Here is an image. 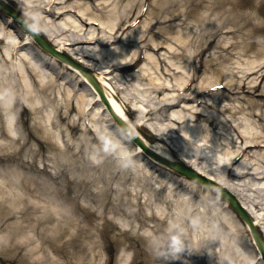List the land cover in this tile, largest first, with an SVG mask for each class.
Listing matches in <instances>:
<instances>
[{
	"label": "bare ground",
	"instance_id": "6f19581e",
	"mask_svg": "<svg viewBox=\"0 0 264 264\" xmlns=\"http://www.w3.org/2000/svg\"><path fill=\"white\" fill-rule=\"evenodd\" d=\"M21 1L22 0H0V12H3L4 10L2 5H7L13 7L14 9H16L17 5L21 11L27 13V19L31 18L36 23L39 22V19L34 17V13L42 9L45 10V13L51 17L57 15L60 18L61 16L67 14V11H65L64 8H56V4L59 3H56L55 0H53V2L52 0H49L50 2L48 1L45 6H41L35 1H31L28 4H24V1ZM64 1L67 2L68 0ZM110 1L112 2V0L105 1L103 3L104 6L108 7V5L111 4ZM226 2V0H197L193 4H195L196 8H198L206 3L205 6L207 10H212L214 12L223 9ZM229 3L232 5L230 11L234 13L237 12V14H239V11H241L247 4L245 0H236ZM155 4H159V0H157ZM139 8V4L137 5L136 0H130L125 9L127 12L125 17L121 18L120 14H115L114 18L108 20L109 22H107V24L112 23L109 29L114 34L110 33V39H102L106 42L105 46L109 44L111 46L116 42L117 39L115 35H117V32L123 26L131 23L133 24L135 17H132L131 14ZM160 8H162L163 12L167 10L166 2L165 4L161 2ZM260 11L261 10H256V13L259 14ZM79 13L87 20H98L102 22L101 16L94 17L86 14L83 7L79 8ZM114 13L115 11L113 14ZM150 14L151 12H149L148 15L150 16ZM67 18L71 21H76L72 16H68ZM158 18L161 19V16ZM164 18H166V16H164ZM9 19H11V17ZM179 19L178 15H174L171 19L164 21L167 22L168 25L165 29L163 28L160 30L159 33H163L165 35L169 34L170 32L168 33L167 29H173L178 26L180 24L177 23ZM181 21L184 23L186 22L182 19ZM232 21L234 20H230L229 23ZM160 23L161 22L159 20L155 21L147 29V34L135 41L129 40L132 34L130 36L127 35L126 41H129V44H132L131 42H133L132 46H136L135 44H143L147 40L148 33H153L156 25ZM199 23H203L202 28H206L209 24L208 17L201 16ZM219 26H221L222 29L219 28ZM219 26L215 31V35L211 32L198 36L195 35L194 31H190L184 36L179 37L176 40L181 45V54L174 53L173 56L186 57L190 45H192L195 40L200 39L203 41L204 39H211L213 37L209 43L210 45L215 41L219 33H227L224 30L230 28L224 26L223 24ZM142 27L143 26L138 28V30ZM80 28V30L78 29L79 32L85 35L86 30L83 29L84 26L81 25ZM252 30L256 31V27L254 26ZM258 30L264 32V27L258 28ZM42 32L44 34L43 36L47 38V41L49 40L48 42L52 44L51 46L55 47L59 53L73 57V59H77L74 57V54L76 53L73 54L67 48L54 42V37L49 35L45 30ZM95 34L96 32H93L90 37L82 36V39L80 38V42L87 44L92 43L94 40V42H97ZM153 35L154 34H152V36ZM29 39L32 40L30 36ZM66 41L65 46L74 45L71 44L69 40ZM0 45H2V47H0V123L3 122L5 128V131L0 129V232L2 231L6 234L0 235V264H105L106 254L108 255V253H110L112 248L116 245L123 246V252L120 257H118L117 264H133L139 263L140 261L144 264H217V262H214L218 258H216V252L212 250L213 246L220 248L221 251L225 250V254L228 253L230 255H228L230 260H227L226 262L225 259L220 261L218 260V264H247L249 257L246 253H244V251L242 253L240 241L237 239L240 231L235 229L236 225L229 219L225 218V215L222 214L221 210H217L215 208L210 211L207 209L209 208L208 206L207 208L204 206L202 209H198L197 203L198 201L200 202V199L198 197L196 199L190 197L184 190L187 185L196 187L195 183L191 181H196L198 178L196 176L190 178L194 173L187 169L184 170L185 168L179 169V172L185 176L183 178H176L175 176L173 177L172 174L166 175V171L164 170L167 168L163 165L162 159L171 160L181 164H186L197 173L205 175L206 177L221 183L227 189L236 194V196L240 199L249 215L252 216L256 226L261 229L264 238V215L260 216L255 214L253 209L242 199V197L238 194L240 192V185L234 184L233 182L235 181L233 179H231L232 183L229 182L228 179L230 176L228 175L229 178L226 177L224 171L219 172L209 168L203 169L197 165L198 161L202 162V160L198 158L201 152H198L201 149V146L204 145L203 142L208 140L205 136V127L185 126L179 131L183 138V143L186 146L194 147L197 150L198 154L193 156H189L187 152H183L181 149L179 150L180 152H176L170 147H160L147 143L149 147L147 148L149 149L147 151L150 155L148 156V154H146V156L149 157V160L147 159V161L153 166V169L152 172L147 170L146 173H144V175H147V177L145 176L147 181L143 178L141 182L137 183V185L140 186L141 184V187L150 191V198H148L150 200L144 201V205L146 206L148 203H151V200H153L157 205H162L163 207L165 206V208L167 207V210L173 208L176 218L181 222L178 227H176V225L174 226L175 228L172 227L167 230L163 225L166 222L165 213L158 212L160 214H158L159 217L152 214L151 216H144L143 219L138 218V224L128 222L126 228L123 226L121 227L120 234H114V236L110 238L108 235V228L110 225L108 224L110 223L108 220L109 215H120L126 218H130L131 215H127L125 212H117L114 209L112 210V203L108 200H90L88 205H84V202L81 199V194L74 191L72 192L68 184V179L73 171L78 170L73 166L77 162L75 161L72 163L66 158V154L70 149L67 146L68 144H65L63 148L58 146V148H54L55 144L47 143L46 140H48V138L53 140H57L58 138L55 133L50 131L49 125H46L49 121L46 123L41 121L42 124L39 125L41 129L37 126H28L25 121H22L20 124L18 123L19 126H17L15 114L18 106L24 112H26V110L28 112L29 110V112L34 111L35 113H38L43 109V106H40V101H38V96L46 97V101L49 103L52 102V100H50L52 96L62 97V93H65V96H72L73 91L69 90L65 92V84L63 82H59L57 80L54 81L52 79L48 80L49 77H47V74L49 73L46 70L49 69L48 63H45L36 56H32L34 54L31 53V55L28 51H25L21 53L20 57L16 56L18 54L16 52L20 48V45H18V42H15L12 38L6 36L1 27ZM153 45L154 47L146 45L141 49L146 47L156 52L157 50L164 49L165 45L169 46L168 41L160 43L155 42L154 40ZM201 45L202 43H199V47H201ZM247 46H254V44H247ZM132 52V49L126 51L125 53L124 51H116L117 58L112 61L115 62V60H118L120 63H111V66L109 65V67L114 68L116 71H120L123 70V68L128 67L130 65L129 62L131 60L130 58ZM112 53L113 50L109 52L105 50V52L99 54V56L103 59L106 55L111 57ZM77 54H81L83 57L89 56L86 51H80ZM203 54L204 50H201V52L195 55V57L202 56ZM48 57H50V55H48ZM148 58L150 59L149 54ZM151 59L153 58L151 57ZM64 60L71 66L69 67L62 62L61 64L64 65V67H68L73 70L78 77L81 78V80L87 82L89 87L95 91L97 95L96 102L99 103L98 108L93 111V121H91L92 127L91 129H87V133H93V128H96L98 126L97 122L100 121L101 126L103 125L104 133L109 136V139L112 140L115 146L116 144H119V150L123 152V154L128 157L134 156V152H136L135 154L137 155L141 154L142 151L138 148V146L136 149L131 151L129 150L130 152H128L127 146H129V142L131 141L126 134L128 132L124 127L119 126L121 129L119 130L117 124L119 123L118 121L120 120L125 123L135 134H137V136L142 137L138 129L140 126L142 127L146 125L143 121H145V119H147V122L153 121L156 113H166V108L168 106L174 107V103L170 104L163 101V103H161L157 108L149 107V109L144 113L145 118L142 117L139 124H136L132 121L127 110L129 107L131 111L140 113L139 110L137 109V111H135L132 109L131 101L127 100L124 102L122 98H120L119 94H121L123 90L117 89L111 80L108 81L109 79H106L103 72L100 73V71L90 67L89 64L81 59L78 60L81 61L83 65H78L71 58L68 59L66 56L64 57ZM109 61L110 60L107 59V64ZM200 64H202V62H200ZM176 68L178 69L179 67ZM195 70L200 69L196 68ZM263 73L264 57L254 59L249 63L243 64L241 71L237 72V77L240 78L239 85H230L227 83L226 86L231 88L234 93L237 89H247L248 96L231 99L230 97L232 96H221L223 94L218 93L207 98V101H204V107L207 106L215 112L235 114L243 112L242 114L245 117L244 127H242L241 124L238 128L240 129L242 127L241 130L246 133L244 134L243 139L248 146L244 149H240L243 145L238 147V149L233 147L234 149L232 151L225 154L229 163L231 162L228 165L224 164L222 166V168L227 172L231 170V166H233V164L235 165L237 163V159L240 156L239 154L242 151L243 154L247 152L248 154L246 155L250 157V153L256 154L255 151L257 148H264V139H262L257 133L258 129L264 130ZM189 74L190 73L188 71H186L185 74L177 73L176 75L175 72L173 73L176 81V85L172 86L174 89L173 91H175L176 87L178 90H181L183 94V92H187L192 89L191 85H185L188 82L187 77ZM251 75L255 77L247 83ZM90 76L93 80L98 82V85H100L105 94L104 98L99 95L91 82H89L88 77ZM217 78L218 77L216 76L211 77L210 80L206 81V85ZM232 78H234L233 75ZM259 80L262 81L258 84L257 82ZM218 84L219 83L211 84L207 87L197 86L196 90L197 92H206L205 89L209 86ZM156 87L159 96L164 95L166 91H170V89L165 86ZM196 90L194 89L193 92H196ZM211 90L213 89H209L208 91ZM182 94L175 95V98L173 99L180 100V102L186 100L187 97L182 96ZM15 96H18V98L21 96L20 99L23 96L22 99H24L25 102H31V100H34V104L30 103L21 105L18 103L17 105L14 100ZM216 97L225 98V102L233 100L242 102L245 100L248 107H232L229 106V102L227 105H222L220 101L217 102L213 100V98ZM67 100V110L69 112V101L71 100L68 97ZM189 100L190 99L188 98V101ZM90 105H92V102L88 101L85 103L86 107H90ZM185 106L187 108H194V110L187 111L183 108L180 113L174 112L170 117L172 121L179 125L187 122L191 123L192 121H206L210 126L217 123L214 119V114L211 111L207 112L206 108L202 107L200 109L203 113L202 114L195 113L197 108L190 103H185ZM97 111H102V116H100V118H97L99 116ZM253 118L259 122V126ZM57 119L60 121L63 120V116L60 114L58 109ZM73 128L74 127L72 126L71 129ZM174 129L175 127H169L164 130V133L162 134L163 136L160 135L159 140L165 139L167 134L171 131H175ZM116 132L121 133V135L118 136ZM85 142L86 144L83 143L79 150L80 153L82 152V149L84 150L85 145H94L96 138L93 137L91 140L86 139ZM251 147H253V149H250ZM221 149L222 151L224 149L222 145ZM45 153H49L51 155L48 157L42 155ZM222 154H224V152ZM52 159H55L56 161L54 162ZM143 159L146 158L142 157V159H137L139 166L143 165ZM204 162H206V160H204ZM233 173L238 174L237 176L232 174V176L237 180H241V178L247 177L248 175L253 178L264 175L263 173L261 174L259 172L248 171L242 166L236 168ZM151 174H157L158 179L160 180H154L155 177L153 178ZM58 179L62 180V182L56 183ZM149 179L151 181V187L148 184ZM135 180L138 181V179ZM57 184H59L58 187H56ZM152 186L156 189L154 190ZM176 186L178 190L175 189ZM157 189L159 191H157ZM125 191L126 195H132L136 199H139L140 197V193L136 190L135 192L134 190H131V192L127 190ZM183 192H185V194ZM141 203L142 202L139 201V206L142 205ZM200 203L202 204V202ZM249 203H252L254 210L259 208V204L253 202ZM109 206L110 208L108 211ZM96 207H98V209ZM137 215L138 214H136V216ZM195 218L200 221V225L202 227L199 234L200 238H194V246L190 247L187 243H191V240L189 237H183L182 228H185L189 224L193 230L192 220ZM151 219H154V221H151L153 224L149 226L146 222ZM99 220H102V223H98ZM209 221L216 222L215 224H209ZM115 224L120 227L118 223ZM100 225L102 227H100ZM145 227H148V230L151 229L152 233V236L146 235V240L150 243L149 245L138 243L136 238L138 237L136 236L138 235L137 232L144 230ZM217 231H227L229 238L228 236L222 238V235L219 233L216 235ZM162 235H167L170 241H167L166 244L161 243L159 238ZM208 244L210 246H207ZM3 247H5L7 253H2ZM207 249L211 252L207 253ZM258 254L261 256L260 252ZM258 258L260 261L261 257ZM262 264H264L263 261Z\"/></svg>",
	"mask_w": 264,
	"mask_h": 264
},
{
	"label": "rangeland",
	"instance_id": "374dc122",
	"mask_svg": "<svg viewBox=\"0 0 264 264\" xmlns=\"http://www.w3.org/2000/svg\"><path fill=\"white\" fill-rule=\"evenodd\" d=\"M22 1H24V4L35 1L41 6H45V3H47L49 0ZM105 1L107 0H71L66 5H59L60 8H70L71 6L74 7V12H70L68 16H72L73 19L76 20L75 22L69 20L67 18V15H64L60 18H58L57 15L51 17L47 13L43 12V10H39L34 13V17L39 19L38 23L34 22L31 18L28 19V21L32 25V27L40 32V34L43 30H45L49 35L54 37V42H56L60 46L62 45L63 47L67 48L73 54L76 53L74 54V57H76L77 59L74 60H76L78 63H81V61L78 60L81 59L82 61L89 64L90 67H93L96 70L100 71V73L103 72L106 79H109L108 81L111 80V82L116 86L117 89H122L123 92L120 94L122 100L124 102L127 100L131 101L132 109L135 111H137L138 109L140 112H133L128 107L127 112L136 124H139L142 117L145 116L144 113L149 109V107L157 108L163 101H167L169 103L171 102L174 104L178 103L174 107L167 108L166 113H156L154 116L155 119L151 122H147V119H145L143 123L149 126V128L140 126L139 129L142 135H144V137L151 145L171 147L176 152L181 149V151L183 150V152H187L189 156H193L195 154H198L199 152L197 153V150L194 147H188L183 143V138L180 135L179 131L182 130L185 126L205 127V136L206 138H208V140L203 142V144L207 146V149H205L204 151L200 150V152L202 156H205L204 158H206V162L198 161L197 165L203 169L209 168L219 172L224 171L226 177H228V175L230 176V178L228 177L229 182L232 183L231 179H233L235 181L233 182L234 184L240 185V192L238 194L242 197V199L246 201V203L253 209L255 214L263 216L264 175L257 176L256 178L247 176L242 180H237L232 176L234 172L233 170L227 172L222 168L224 164L229 163L228 158L225 155L226 153L232 151L234 149L233 147H236L238 149V147H241L242 145L245 146V140L243 139V136L246 133L241 130V128L244 127L245 119L244 115L242 114L243 112H239L236 114L215 112L207 106L204 107L203 104H196L194 101H188L186 103L195 105V107L199 105L198 111H200L202 107L206 108L207 112L211 111L214 114L213 116L217 123L210 126L206 121H198L196 123L187 122L183 124L184 126H180L177 125L174 121L169 120L168 117L171 113H180L183 109L182 102L179 103L177 100L173 99L178 93V89L176 87L175 91H173L174 89L172 88L173 85H176L175 75H173L174 72L177 75V73L185 74L186 71H188L190 74L187 78L189 79V77L193 75V72L197 71L196 81L194 82L193 86L207 87L208 85L215 84L217 82H223L225 84L228 83L230 85L238 86L240 83V78L237 77V72L241 71L242 65L249 63L254 59L264 57V32L258 30V28L264 27V0H245L247 4L241 11H239V14H237V12L234 13L230 11L232 5L229 2H234L236 0H226L227 2L224 8L214 12L212 10H207L205 6L206 3L196 8V5L193 3L197 0H159V4H155L157 0H149L151 6L149 8L148 14L149 12H151L150 16L147 14L145 17L141 18V21L134 28H130L129 31L124 32V34H122L121 32L119 35H117L120 40L112 44L111 46H105L106 42L102 40L103 38H108L111 35L107 32H110L109 28L111 27L112 23L107 24V22H109L108 20L114 18L115 14H120L121 18L125 17L127 14L125 9L130 0H112V2L110 1L111 4L108 5V7L104 6L103 3ZM136 1L137 5L139 4L140 8L133 12V14H131L132 17H136L137 14L142 11L141 9L145 4V0ZM161 2H163L164 4L166 2L167 5V10H165L164 12L162 8H160ZM81 7H83L84 12L88 15L94 17L101 16L102 22H99L96 26L90 25L93 27H88L87 25H85L86 23L89 24V21H86V19L78 12L79 8ZM16 8L23 16L27 14L26 12L21 11L19 7H17V5ZM256 10L261 11L258 14L256 13ZM114 11L115 13L113 14ZM174 15L179 16L180 19L177 23L180 24L173 29H167L168 33L170 32L167 35L159 33L160 30H162L163 28L165 29L168 25V23L164 21H166L167 19H171ZM159 16H161V19L158 18ZM164 16H166V18H164ZM201 16L208 17L209 24L206 28H202L203 23H199V19H201ZM0 19V27L4 31V34L6 36H8L9 38H13L14 40L17 39L19 42H25V33L19 30V27L10 26L7 28V26H9V21H7V19L4 17H0ZM181 19L185 20L186 22H182ZM158 20L161 23L156 25L153 33H148L147 40L143 44H135L136 46H132L133 42H131L132 44L129 45L126 44L127 41H124V39H126V35L130 36L132 34L129 40L135 41L147 34V29L149 28V26H151V24ZM230 20L234 21L229 23ZM221 24L230 28L224 30L227 33H219L218 37L213 43L209 45L213 37L211 39H204L203 41H201L200 39L195 40L194 43L190 45L186 57L173 56L174 53L181 54V45L176 39L184 36L190 31H194L195 35L198 36L211 32L213 35H215L217 27ZM81 25L84 26V30L86 29L85 35L79 32V30L81 29ZM141 26L143 27L138 30V28H140ZM254 26L256 27V31L252 30ZM219 28H221V26H219ZM93 32H96L95 36L97 42H94L95 40L92 43L88 44L80 42V38L82 39V36L90 37ZM127 32H129V34H127ZM152 34L154 35L152 36ZM66 40H69L71 44L74 45L65 46V43L67 42ZM153 40L160 43L168 41L169 46L165 45V48L159 50L158 52H154L145 47L141 50V53H139L138 50L140 49V47H144L146 45L154 47ZM199 43H202L201 47H199ZM251 43H253L254 46H247V44L251 45ZM34 46V44H32V46L28 45L26 49L27 51L30 50L31 53L34 54L37 58H40L45 63H48L49 69H46L49 73L47 74V77H49L48 80L52 79L54 81L57 80L59 82H63L66 85L65 92L71 90L73 91V95L65 96V93H62V97L52 96V98L50 99L52 100V102L49 103L46 101V97L38 96L40 106H43L41 112H23L18 106V108L16 109V116L17 119L19 118V120L25 121L26 125L31 127L37 126L39 127V129H41V127L39 126L40 124H42L41 121L43 123L49 121L46 125H49L50 131L55 133L58 138L57 140L48 138V140H46L47 143L55 144L54 148L63 147L65 146V144H68L67 146L70 149L66 154V158L72 163L76 161L77 163L73 166L74 168L78 169L77 171H73L68 179V184L72 192L74 191L81 194V199L84 202V205H88V202L90 200H108L110 203H112V210L114 209L117 212H125L127 215H131L130 218H126L120 215H109L108 220L110 221V223L108 224L110 225L108 228V235L110 238H112L114 234H120L121 227L123 226L126 228L128 222H131L132 224H138V218L143 219L144 216H151L152 214L159 217L160 214L158 212L165 213L166 222L163 225L167 230L176 225V227H178L181 222L176 218V214L173 208L167 210V207L165 208V206L163 207L162 205H157L153 200H151V203H148L146 206L144 205V201L150 200L148 199L150 198V191L145 189L144 187H141V184L140 186L137 185V183L141 182L143 178L145 179V181H147V175H144L147 170H150L152 172L153 166L150 165L147 161V159L149 160V157L142 154L140 156H135L130 160L121 158V151L119 150L120 148L116 147L117 144L115 146L112 140L106 137V135L104 134L103 125L101 126V124L99 123L100 121L97 122L98 126L96 125L97 127L93 128V133H87V129L89 127H92L91 118H93V111L98 108L99 104L96 102V95L90 89V87H88L83 82V80L78 77L75 72L71 71L67 67H64L54 58L46 56L44 53L39 51V48ZM0 47H2V45H0ZM131 49L133 50V52L130 59L132 62H135L134 66L125 69V71H116L114 68L109 67V65L111 66V63H120V61L118 60H115V62H113L114 59L117 58L116 51H124L125 53L126 51ZM105 50L108 52L113 50L112 55L114 58L112 57V55L111 57L106 55L102 59L99 54H102L103 52H105ZM201 50H204V54L202 56L195 57V55L201 52ZM80 51H86L87 55L89 56L83 57L81 56V54H77ZM190 52H193V56ZM148 54L150 56V59L148 58ZM89 57H91L92 59ZM138 57L141 59L136 62V59ZM151 57L153 59H151ZM71 58L73 59V57ZM107 59L110 60L108 64ZM200 62H202V64H200ZM176 67L179 68L177 69ZM196 68H199L200 70H195ZM232 75L234 78H232ZM213 76H216L218 78L206 85V81L210 80ZM156 86L168 87L170 91H166L164 95L157 96L158 90ZM218 93L223 94L221 96H232L230 97L231 99L248 96L247 89H244V91H242L241 89H237L234 94L229 87L227 91L224 89L223 91L207 93L203 94L202 96H205L207 101V98ZM20 97L18 98L17 96V104L20 100ZM67 97L71 100L69 101V112L67 110ZM187 97H190L192 99L201 98V96L195 97V94H191V92H188ZM22 98L20 101L21 105L30 103L34 104V100H31V102H25V100L23 99V102ZM213 100L217 102L220 101L222 105H227L229 102V106L232 107H248L245 100L242 102L234 100L225 102V98L223 97H216L213 98ZM88 101L92 102V105H90V107L88 108H85V103H87ZM57 109L63 116L62 121L57 119ZM82 109L86 110L83 111ZM98 113L99 116L97 118H100V116H102V111H99ZM254 120L256 121V119ZM251 122L254 123L253 121ZM256 122L257 124L259 123L258 121ZM88 123H90V126L88 125ZM241 124L242 127L239 129L238 126ZM0 126V129L5 131L3 122L0 123ZM70 126H73L74 128L71 129ZM169 127H175L176 130L171 131L169 134H167L165 136V139L159 140L160 135L163 136L162 134L164 133V130L168 129ZM257 133L262 139H264V130L258 129ZM93 137L96 138V142L94 143V145H85L84 150L82 149V152L80 153L79 150L82 144H86L85 140H91ZM221 145L224 147L223 151L221 149ZM127 147L126 148L129 151L130 145ZM223 152L224 154H222ZM255 152L256 154L251 153V156L249 158H243V161H240L238 166L242 164V167L247 170L264 174V148L257 149ZM42 155L48 157L51 154L45 153ZM142 157L146 159H143V165L139 166L137 159H142ZM52 161L55 162L56 160L52 159ZM171 174L173 177H180L178 174L172 171H166V175ZM152 177H155L154 180H160L158 179L157 174H153ZM135 179H138V181H136ZM61 182L62 180L60 179L56 181V183ZM148 184L151 187L150 179L148 180ZM195 185L196 187L187 185L186 189L184 190L190 197L194 199L198 197L200 199V202H202V204L199 203L202 208L204 206L205 208H207L208 206L209 208L207 209L210 211L215 208L217 210H222V214L225 215V218L233 222L236 225L235 229L240 231L239 237L237 239L240 241L242 253L244 251V253H246L248 257H252L251 260H254V263L256 264V249L254 245H252V238L244 221L235 213V211L231 207L226 209L224 208L225 200L218 194L197 183ZM58 186L59 184H57L56 187ZM152 188L154 190L156 189L154 186H152ZM125 190L130 192L131 190H134V192L136 190L140 193L139 199H136L129 194L126 195ZM157 191L159 190L157 189ZM183 193L185 194V192ZM139 201L142 202L141 206L143 207L139 206ZM249 202L259 204V208L254 210L252 203ZM96 208L98 209V207ZM109 208L110 206L108 207V211ZM136 214L138 215L136 216ZM151 221H154V219H151L146 223L151 226L153 224V222ZM215 222L216 221H209L208 223L215 224ZM98 223H102V220H99ZM115 223H118L120 227H118ZM192 224L193 230L191 225L189 224L185 228H182L183 237H189L191 240V243H187L190 247L194 246V238H200L199 234L202 227L200 225V221L196 218L192 220ZM100 227L102 226L100 225ZM147 228L148 227H145L144 230L137 232L138 235L136 236L138 237L136 238L138 243L145 245L150 244L146 240V235L152 236V233L151 229L149 228L150 230H148ZM218 233L222 235V238L228 236L227 231H217L216 235H218ZM2 234L6 235L1 231L0 235ZM159 239L163 244H166L167 241H170L167 235H162ZM207 246L210 245L208 244ZM212 250L216 252V258H218L214 261L215 263L217 262L218 264V260L220 261L225 259V262L227 260H230L228 258L229 254H225V250L221 251V249L216 246H213ZM2 251L3 254L7 253L5 247H3ZM122 252L123 246L116 245L112 248L111 252L108 253V255L106 254V260H108L109 264H117L118 256L120 257ZM206 252L210 253L211 251L207 249ZM133 264L144 263L140 261L139 263Z\"/></svg>",
	"mask_w": 264,
	"mask_h": 264
},
{
	"label": "water",
	"instance_id": "95a60500",
	"mask_svg": "<svg viewBox=\"0 0 264 264\" xmlns=\"http://www.w3.org/2000/svg\"><path fill=\"white\" fill-rule=\"evenodd\" d=\"M119 123H120L121 127H124V128H125V130L128 132V134H129L130 136H132L135 140L138 141V143H139L140 145H142L144 148H146L145 145L142 143V141H140L139 139L136 138V136H134V134L132 133V131L127 127V125H126L125 123H123V122H121V121H119ZM146 150H148V149L146 148ZM170 166H172V167H174V168H178L177 166L172 165V164H170ZM237 208H238V206H237ZM238 209H239V208H238ZM239 210H240V209H239ZM240 211H241V210H240ZM249 222H250V221H249ZM250 224H252V223L250 222ZM256 238H257V240H258L259 248L262 250V252H263V254H264V247L262 246L261 242L259 241V238H258L257 235H256Z\"/></svg>",
	"mask_w": 264,
	"mask_h": 264
}]
</instances>
